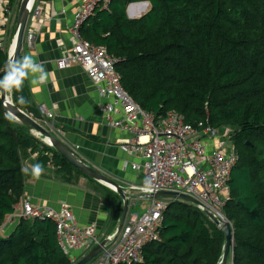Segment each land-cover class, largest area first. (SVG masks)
<instances>
[{"label": "trees", "instance_id": "1", "mask_svg": "<svg viewBox=\"0 0 264 264\" xmlns=\"http://www.w3.org/2000/svg\"><path fill=\"white\" fill-rule=\"evenodd\" d=\"M21 1L9 0L15 10L10 42ZM140 2L150 9L130 19L128 7ZM81 34L117 60L122 86L142 110L158 119L176 112L192 127L233 131L239 161L223 208L233 230L229 258L235 264H264V0H112L110 10L97 9ZM10 45L0 46V69ZM29 94L24 84L13 103L43 122ZM4 113L0 97V227L24 201L28 177L21 168L28 154L37 153L36 163L52 167L64 183L85 177L98 184ZM109 194L117 200V223L121 197ZM167 200L160 240L145 247L138 264H219L225 233L196 204ZM16 227L0 235V264H71L52 221L21 219Z\"/></svg>", "mask_w": 264, "mask_h": 264}, {"label": "built area", "instance_id": "2", "mask_svg": "<svg viewBox=\"0 0 264 264\" xmlns=\"http://www.w3.org/2000/svg\"><path fill=\"white\" fill-rule=\"evenodd\" d=\"M6 1L0 0V10L4 9L9 14L8 1L4 7ZM111 3L112 0H82L73 15L70 30L75 45L56 64L59 69L79 65L91 78L99 94L112 100L101 106L104 121L112 128L133 135L128 148L139 161L133 163L132 168L144 175L141 185L133 189L148 201L147 207L141 208L139 212H129L122 231L108 238L107 246L90 264H138L145 259V247L160 240L159 229L169 203L164 198L150 199L144 196L157 192L185 195L195 200L197 207L207 215L213 214L220 221L229 222L223 208L230 198L229 183L239 154L231 129L218 131L205 128L203 124L199 128L192 127L176 112H169L164 118L158 119L154 114L142 110L130 97L122 86L121 75L116 71L117 60L106 47L86 41L81 34L82 26L96 10L109 11ZM44 4L45 1L35 7L34 1L30 9L33 20L41 18ZM6 24V18H3L1 25ZM36 36L35 32L26 33L25 42L32 47ZM0 46L5 47L1 31ZM40 110L47 119L46 124L51 127L50 132L78 155L79 147L63 140L52 123L54 115L44 107ZM118 115L121 119L116 118ZM149 181L151 191H146ZM17 210L8 218L52 221L57 228L59 245L71 264H76L101 243L97 226L81 227L66 203L57 210L50 206H34L24 200ZM226 264H235L232 256Z\"/></svg>", "mask_w": 264, "mask_h": 264}, {"label": "crops", "instance_id": "3", "mask_svg": "<svg viewBox=\"0 0 264 264\" xmlns=\"http://www.w3.org/2000/svg\"><path fill=\"white\" fill-rule=\"evenodd\" d=\"M7 1L4 7L8 5ZM43 1L45 4L41 18L35 21L30 14L27 26L26 33L35 32L36 40L32 47L24 43L21 56L32 54L38 61H43L50 77L42 85L25 82L31 102L39 110L44 107L54 115L52 123L63 140L72 146H78V155L89 166L123 187L129 195L128 213L139 212L141 208L147 207L148 201L133 189L139 187L144 180L143 172L132 168V164L139 161L128 148V142L133 139V135L105 123L101 106L111 103L112 100L99 94L83 68L76 64L67 69H59L56 64L75 45L70 30L73 15L78 11L82 0H35L34 6L41 5ZM149 9L148 2L134 3L128 7L127 15L130 19H137ZM8 10L9 14L4 9L0 10V25L3 18L7 21V26L1 25L0 31L5 45L11 44V48L14 37L10 42L9 33L14 25L15 10ZM116 118L121 119V116ZM43 119L46 124L44 115ZM37 156V153L26 155L24 167L31 170L37 164ZM27 177L24 200L34 206H50L58 210L66 203L81 227L97 226V236L101 242L118 231L124 202L121 197L122 212L116 223L113 215L117 200L109 194V190L116 192L108 186L93 183L85 177L79 178L75 183H64L50 166L43 167L39 178L33 177L30 171ZM133 204L135 208L132 207ZM18 223L16 217H7L0 227V235H10Z\"/></svg>", "mask_w": 264, "mask_h": 264}, {"label": "water", "instance_id": "4", "mask_svg": "<svg viewBox=\"0 0 264 264\" xmlns=\"http://www.w3.org/2000/svg\"><path fill=\"white\" fill-rule=\"evenodd\" d=\"M35 0H22L18 16L17 22L15 27V34L13 44L9 50L15 52V56L17 58L21 57L22 50L25 43V34L27 31V26L30 19V9L33 5ZM3 108L5 112L11 110L15 113L17 117V122L26 125L29 127L34 133L38 134L39 136L43 137V141L46 144H49L62 158L66 159L70 164H72L75 168H77L82 174L87 176L88 178L96 181L97 183L104 184L114 190L120 197H122L124 202L123 214L118 226V231L116 235L122 231V227L124 225L126 216L128 215V205H129V195L127 192L121 187L115 180H112L100 172H98L92 166H89L87 162H85L81 157H79L65 142L57 138L52 132L46 129L43 125H41L38 121L34 120L31 116L27 115L25 111L23 112L21 109L17 108L14 103L8 104L3 97H1ZM144 196V195H143ZM146 198H165V199H172V200H180L182 202H186L190 204H197L195 200L192 198L181 195L178 193L172 192H157L147 196ZM209 218L216 224V226L225 233L226 235V245L224 249V253L222 256V260L219 264H226L229 256L234 252V239H233V230L232 226L229 222H223L218 219L213 214H208ZM109 243V239L104 240L100 243L96 248H94L91 252H89L85 257H83L78 263L76 264H88L92 260H94L107 246Z\"/></svg>", "mask_w": 264, "mask_h": 264}, {"label": "clouds", "instance_id": "5", "mask_svg": "<svg viewBox=\"0 0 264 264\" xmlns=\"http://www.w3.org/2000/svg\"><path fill=\"white\" fill-rule=\"evenodd\" d=\"M0 71L3 73L0 76V97H3L8 104L13 103L14 92L21 91L26 81H30L33 85H42L50 77L43 61H38L32 54L17 58L14 51L9 52L8 59ZM18 102L24 104L26 101L23 96H19ZM4 118L9 121L17 120L15 113L11 110L4 113ZM21 171L26 174L30 171L33 177L39 178L43 173V166L37 163L31 167V170L22 167ZM145 190L151 191V181L147 183Z\"/></svg>", "mask_w": 264, "mask_h": 264}, {"label": "rangeland", "instance_id": "6", "mask_svg": "<svg viewBox=\"0 0 264 264\" xmlns=\"http://www.w3.org/2000/svg\"><path fill=\"white\" fill-rule=\"evenodd\" d=\"M14 19H15V12H14ZM14 19H13V21H14ZM12 24H13V22H12ZM39 122V121H38ZM41 125H43L46 129H48L49 131L51 130L50 128L51 127H49L47 124H45L44 122H39ZM37 137H40V138H43V137H41V136H39L38 134H36V133H34Z\"/></svg>", "mask_w": 264, "mask_h": 264}]
</instances>
